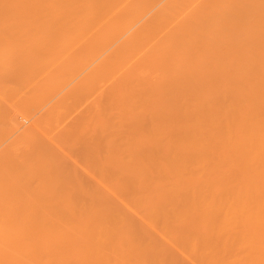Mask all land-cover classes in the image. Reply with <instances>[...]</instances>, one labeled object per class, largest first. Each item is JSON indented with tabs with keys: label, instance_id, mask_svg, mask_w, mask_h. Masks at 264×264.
<instances>
[{
	"label": "bare ground",
	"instance_id": "bare-ground-1",
	"mask_svg": "<svg viewBox=\"0 0 264 264\" xmlns=\"http://www.w3.org/2000/svg\"><path fill=\"white\" fill-rule=\"evenodd\" d=\"M39 107L0 129V264H264V0H0V125Z\"/></svg>",
	"mask_w": 264,
	"mask_h": 264
},
{
	"label": "rangeland",
	"instance_id": "rangeland-1",
	"mask_svg": "<svg viewBox=\"0 0 264 264\" xmlns=\"http://www.w3.org/2000/svg\"><path fill=\"white\" fill-rule=\"evenodd\" d=\"M70 56L72 58H74L73 61H76L77 56H78V52L75 50H71L70 52ZM75 65H78L79 62L76 61L74 63ZM75 75V72L74 74ZM85 75V70H80L79 69V75L74 78L73 80H71L70 78L68 79H64V82L66 86V88L64 89V91L58 96L61 97L62 95L66 94L67 92H69L73 87L77 86L78 82L81 81V79L83 78V76ZM54 89V87H53ZM11 94H9L10 96ZM83 102V101H82ZM8 103V102H7ZM78 103H80V99L78 100ZM85 104H83L80 108H79V112L84 109ZM23 107H25L27 109V106L23 103L22 105L15 102V101H10L9 102V113H11V115H15L17 114L18 111H20ZM47 107L45 108H37L34 111H31L32 114H34V118L32 120L27 119V117L25 118H19V123L23 124L24 126L16 132V129L14 130L12 123H3L2 125H0V129L4 131V133L7 135L6 136V143L7 144H11V143H15L18 142V138L21 135V132L24 129H30L31 128V123L33 121H37V119L40 117H44L45 114L44 112L46 111ZM82 112V111H81ZM74 116L77 117L76 112L72 115L69 116V118L67 120H72V118H74ZM13 118V116H11ZM40 120V119H39ZM32 140L29 139L28 142H31ZM24 146H28L25 145ZM1 152V150H0ZM112 237V236H111ZM120 238L123 239H139V243L136 242L135 245L131 246V247H126L124 245H122L121 243H119L116 246V249L114 251H112L111 253H109L108 255H115V254H125L127 252H132L134 254H137L142 262V264H162L163 263V253L159 250V247H154L150 244L147 243L146 239H150L153 238V236L147 235V236H139V235H124V236H119ZM144 239L145 242L142 240ZM121 240V239H120ZM33 256L38 255L37 252H39V250L37 248H32L31 251ZM129 252V253H130ZM94 253L89 252V253H77V252H73L71 254V256H69V258H67L65 261L67 262H63L62 264H85L84 262L87 261H93V257H94ZM97 263H101L102 262V257H100L99 259H96Z\"/></svg>",
	"mask_w": 264,
	"mask_h": 264
}]
</instances>
